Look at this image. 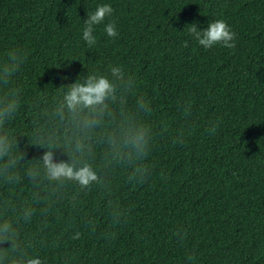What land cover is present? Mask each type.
Returning a JSON list of instances; mask_svg holds the SVG:
<instances>
[{"label":"trees","instance_id":"1","mask_svg":"<svg viewBox=\"0 0 264 264\" xmlns=\"http://www.w3.org/2000/svg\"><path fill=\"white\" fill-rule=\"evenodd\" d=\"M101 5L113 13L89 46L84 20ZM217 20L234 48L189 34ZM90 75L115 92L73 112L65 96ZM9 103L0 264H264V0H0ZM47 152L97 180L50 179Z\"/></svg>","mask_w":264,"mask_h":264},{"label":"clouds","instance_id":"2","mask_svg":"<svg viewBox=\"0 0 264 264\" xmlns=\"http://www.w3.org/2000/svg\"><path fill=\"white\" fill-rule=\"evenodd\" d=\"M112 13L113 8L111 5L98 6L94 12L88 13L87 19L84 20L83 39L89 46L96 43V38L93 35L94 26L100 25ZM187 28L189 34L205 49H210L217 44H221L225 48L235 47L236 34L224 20L209 23L208 27L203 31L198 30L196 23L187 26ZM105 31L109 37L115 38L117 36L114 23L107 24ZM184 46H188L187 42H185ZM15 55V51L11 53L12 58H15ZM111 75L121 80L125 78V73L120 67H111ZM114 92L115 87L107 77L103 75H90L85 83L76 82L71 85L70 91L65 96V101L67 107L73 112L78 108H89L96 111L98 106H103L105 101L113 96ZM15 107L14 103H9L0 109V120L10 115L15 110ZM95 123V120L88 121L86 122V126H93ZM206 130L214 132L216 130V123L210 121ZM145 143L144 135L142 133L139 134L136 139V145L140 151H143ZM5 146L6 139L0 137V151H3ZM43 163L48 177L52 180H75L85 187L97 180L95 172L89 166L75 170L69 163L63 161L56 162L51 152L44 154ZM8 230V225H5L3 231L7 232ZM27 264H42V261L39 258H33Z\"/></svg>","mask_w":264,"mask_h":264}]
</instances>
